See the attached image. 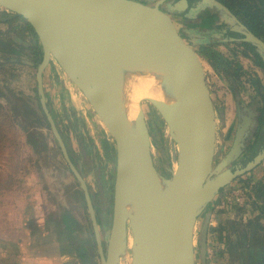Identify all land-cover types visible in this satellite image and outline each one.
<instances>
[{"label":"water","instance_id":"obj_1","mask_svg":"<svg viewBox=\"0 0 264 264\" xmlns=\"http://www.w3.org/2000/svg\"><path fill=\"white\" fill-rule=\"evenodd\" d=\"M164 1L0 0V24L19 17L34 34L40 61L36 66L22 62L36 68L40 107L83 193L100 264H120L129 235L131 264H197V257L199 264H207L211 207L224 188L264 160V141L250 159L242 158L246 140L256 129L257 109L262 106L259 97L252 107L237 101L231 143L226 150L217 148L209 65L198 49L204 37L192 29L197 40L186 38L188 30L173 19V15H183L187 0H171L167 9L161 7ZM203 10L225 25V33H235L222 42L253 46L264 64V41L224 5L199 0L188 16ZM52 62L82 94L111 141L110 211L95 212L81 166L71 160L69 146L47 105L43 73ZM141 70L162 74V87L174 99L170 105L143 100L153 105L168 129L173 166L165 168V175L154 163L143 110L129 122L123 108V77ZM128 205L134 214L126 212Z\"/></svg>","mask_w":264,"mask_h":264},{"label":"rangeland","instance_id":"obj_2","mask_svg":"<svg viewBox=\"0 0 264 264\" xmlns=\"http://www.w3.org/2000/svg\"><path fill=\"white\" fill-rule=\"evenodd\" d=\"M174 19L177 22L179 21V19ZM7 28H9L7 25L0 24V31L6 32ZM26 37L27 36H25L24 42H27L28 37L27 39ZM229 47L232 49L230 52L220 44L213 46L212 48L215 52L229 60L232 68L235 69V66L240 68L237 72V74L240 75L238 78H234V80L239 83V86H235V89L238 91L237 95H234L232 91V83L229 77L217 73L208 64V78L217 119V148L223 150H226L229 147L236 127L237 101L240 106L252 107L256 105L257 96L252 81L254 82L255 78H258L264 83L263 74L258 67L253 65L251 58L249 59L241 56L242 54L238 53L241 52V48L235 47L234 45H230ZM12 49L16 50L18 48L9 43L5 35L0 36V56L19 59L23 62H32L26 52H23L20 55H15L12 53ZM198 49L202 50L203 54L209 58L210 55L209 53H205V49H201L200 47H198ZM5 67L8 69V73L13 74L14 77L9 78L5 82L2 80L0 74V87L3 90V94L9 97L8 89L10 88L13 93L23 94L30 99L35 98V66H29L25 63L12 64L8 62ZM6 85H8V88ZM43 88L52 117L58 129L62 132L64 141L69 146L71 160L75 164L79 163L84 173L86 183L93 195L92 197L96 208L95 212L101 214L103 210L110 211L113 180L112 163L114 161L113 151L110 146L111 141L82 94L75 88L54 62L50 63L43 73ZM0 102L6 104L3 99H0ZM140 105L142 108L141 110L144 112L145 122L151 138L154 163L159 172L165 175V168H171L173 166L171 160L173 151L167 126L156 109L148 102H141ZM6 106L13 110L12 113L21 124H25L24 117H27L29 121L33 122L36 119L35 114H33L28 108L22 106L17 107L15 104H10V107L8 105ZM34 124L30 127L34 128L33 126H37L42 135L38 141L35 138V147L39 150V153L33 152L32 148L27 145V139L29 137L25 136L23 130L19 128L17 134V140L19 142L18 154L23 159L22 165L26 166V170H28L27 175H25L26 185L24 187V194L26 195L36 191L42 201L44 200V204L43 202H40L39 204V211L44 210L43 208L45 205L46 210L54 207V210L57 209L55 213L57 215L61 214L59 218H55L56 220L53 221V231L45 230L43 232V234L50 235L54 237V239H56L57 232L59 233L60 228L62 227L59 226L61 225L60 222H62L61 217L66 216L67 213L73 215L72 217L70 216L71 225H73V223L74 225H83L88 240L84 260L81 262L79 259V264H99L98 258L95 256L97 250L96 248L95 250L91 248V244H94V242L90 236V232L87 230L89 221L88 214L84 210L81 198L77 195L75 189H72L74 187L77 191L78 187H76L72 175L67 170L62 155L59 154L55 148L50 132L45 128H41V125L38 123L35 122ZM42 140L48 142L49 148L44 149L42 147ZM163 155L165 156V159L163 158ZM259 166L264 170V160ZM22 174H24V172H22ZM44 176L47 177L48 186L44 183ZM249 177H251V174H246L236 179L231 184L241 183V180H244L249 181L250 186L261 183V186L263 185L262 187L264 188V173L259 177L261 179L259 182L255 177L250 181ZM14 189L15 187L11 190ZM3 192L6 191H2L1 193ZM56 192H61V196H55L54 193ZM252 196L254 200L253 202L256 203V206L249 205L244 211L240 212L245 218V223L242 225L239 223L233 225L232 227L236 230L235 232L249 230V226L253 225L256 221V217L260 215V209H264L263 199H260L253 194ZM224 215L226 216V214ZM224 215H222L221 218H224ZM202 221L203 217L198 221L196 236L198 235V230ZM260 222L264 225V220ZM36 233L37 232H34V235H36ZM71 236L77 238V233H72ZM256 238H264V233H256ZM75 242L76 241L73 240V244H75ZM49 244L50 242L47 243V245L45 243L44 246H42V244V247L40 246V248L33 250L51 252L53 249L50 248ZM195 248L196 251H198L197 238H195ZM88 255L90 256V259L88 258ZM70 262L76 264L68 259L65 264H69ZM197 264H199L198 257Z\"/></svg>","mask_w":264,"mask_h":264},{"label":"trees","instance_id":"obj_3","mask_svg":"<svg viewBox=\"0 0 264 264\" xmlns=\"http://www.w3.org/2000/svg\"><path fill=\"white\" fill-rule=\"evenodd\" d=\"M223 3L227 4L231 10L235 12L238 16H241V19L243 22L248 26L249 30H251L257 37L262 39L264 41V9H260L258 6L259 1L261 0H254L256 4H249L248 0H221ZM253 5V6H251ZM4 25H7L9 28H7V31H0V36L5 35L9 41V43L13 44L18 49H12V53L15 55H20L23 52L27 53V56H29L32 63L36 66L41 58V54L36 48V44H33L32 36L34 35L31 28L27 23H25L21 18L17 17L15 19L9 20ZM25 36L27 39V43L25 44ZM217 44H227V42L218 41L215 42V44L207 45L200 42L199 47L201 49H205V53H209V58H207L202 50H199V52L204 56L208 64L211 66V68L216 71L219 74H224L225 76L229 77L231 80V88L234 93V95H237L238 91L235 89V86L239 83L234 80V78H238L240 74H237L238 70L240 68L235 66V69L232 68L231 62L221 56L219 53L215 52L213 50V46H216ZM244 47H246L252 54V60L256 67H259L264 71V64L261 61L258 54L255 52V49L253 46L241 43ZM18 63L23 64V62L19 59H12L9 57L0 56V74L2 76L3 81H7L9 78H13V74L8 73V69L5 67L7 63ZM234 81V82H232ZM254 88L256 90V96L261 99L262 106L261 108L257 109L258 117H257V125L256 129L253 131V134L251 135L253 137L246 140L245 143V149L243 152L242 158L250 159L255 152H257L264 141V83L260 81V79L255 78L254 82ZM8 88V85H6ZM9 97L5 96L3 94V90L0 87V99H3L6 104L0 102V193L2 191H8L11 190L13 187L18 188L17 186H20L25 183V175H27L28 170H26V166L22 165L23 159L18 154L19 152V142L17 140V134L18 129L24 131L25 136L29 137L27 139V145L32 148L33 152L39 153V150L35 147V138L40 140V137H42L40 131L38 130L37 126H33L34 128L30 127L35 122L41 125V128H45L50 132L48 122L45 118V115L43 111L41 110L40 103H39V97L37 95L36 91V97L35 98H29L24 96L23 94L13 93L10 88L8 89ZM15 104L17 107H24L28 108L30 111H32L33 114H35V121H29L27 117H24V123L21 124L18 119L14 116L12 113V109L8 108L6 105ZM10 107V106H9ZM52 115V114H51ZM35 125V124H34ZM60 131V130H59ZM51 134V132H50ZM62 138L64 137L62 132H60ZM52 136V135H51ZM53 138V137H52ZM64 140V138H63ZM55 148L57 149L58 153H60V150L53 138ZM66 144V142H65ZM42 147L44 149L49 148L48 142L45 140H42ZM27 159V158H25ZM66 165V164H65ZM67 170L70 172L69 168L66 165ZM24 172V174H22ZM252 172V171H251ZM250 172V173H251ZM71 174V173H70ZM72 175V174H71ZM73 176V175H72ZM74 178V176H73ZM76 187H78V195L81 198L83 207L85 212L87 213L85 200L83 197V193L81 189L79 188V184L75 180ZM242 182L239 184H242L244 188L250 187L249 181L241 180ZM263 186V185H262ZM261 186V183L255 184L251 186V192L253 195L259 197L260 199H263L264 204V188ZM222 192V191H221ZM254 200L251 199L250 205L256 206V203L253 202ZM256 201V200H255ZM212 205H210L211 207ZM212 209V207H211ZM246 208L240 207L236 208L235 212L240 213L244 211ZM261 213L256 217V221L253 223V225L249 226V230H242L240 233H238L237 240L232 241V244H228L229 246V252L232 254H237L240 251V248L244 246L248 241H257V244L260 243L264 247V238H262L261 242L260 239L256 238V233H264V225L260 222L264 220V209H260ZM54 215L47 216L45 220V230L46 231H53V221L56 219L53 218ZM59 218V217H58ZM62 222L61 225H59L60 231L57 232L56 242L58 244V252L62 255L67 256H74L78 257V259L81 260V262L84 260V254L86 253V240L83 238V231L82 226L77 225H71L70 218L66 216L61 217ZM67 221V222H66ZM90 232V236L93 239L94 244H91V248L95 250L96 244L94 241V236L92 232L91 225L88 221V229ZM217 229H214L213 232H216ZM77 238L75 236H71L72 233L76 234ZM76 242L81 241L80 244H73V240ZM71 240V242H70ZM76 245V246H75ZM244 251V250H243ZM242 253V250H241ZM95 256H97L95 252ZM74 258V257H73ZM73 264V263H69Z\"/></svg>","mask_w":264,"mask_h":264},{"label":"crops","instance_id":"obj_4","mask_svg":"<svg viewBox=\"0 0 264 264\" xmlns=\"http://www.w3.org/2000/svg\"><path fill=\"white\" fill-rule=\"evenodd\" d=\"M253 171L249 173V175L251 174L249 180L251 181L255 177L259 182L261 180L259 177L264 173L263 168L259 166ZM44 181L48 186L47 177L45 176ZM25 185L24 183L17 186L18 188L14 190L0 193V264H65L67 259L79 264L78 257L60 254L57 250L56 239L50 235L43 234L47 216L54 215L53 218H58L61 214L57 215L55 213L57 209L54 210V207L46 210L45 205L44 210L39 211V204L40 202L44 204V200L42 201L36 191L25 195ZM72 189H75L78 195L76 188L73 187ZM54 195L61 196V192H56ZM66 215L69 218L73 216L70 213ZM221 216L222 214L217 217V231L208 232L207 247L214 245L218 248L215 264H237L234 255L229 252L228 244L236 241V235L240 233L239 231L235 232L236 230L232 226L236 223L244 224L245 218L241 213L236 212L233 213V216L228 214L224 215V218H221ZM82 230V236L86 240L85 249L87 251V233L83 225ZM34 232L38 234L34 235ZM49 242L50 248L53 249L51 252L33 250L40 248L42 244V246L45 243L47 245ZM80 242H75V244H80ZM96 257L98 258V256ZM88 258L90 259L89 255ZM98 263L100 264L99 259Z\"/></svg>","mask_w":264,"mask_h":264},{"label":"flooded vegetation","instance_id":"obj_5","mask_svg":"<svg viewBox=\"0 0 264 264\" xmlns=\"http://www.w3.org/2000/svg\"><path fill=\"white\" fill-rule=\"evenodd\" d=\"M169 1H171V0L164 1L161 4V7L163 9H167L168 5H169ZM175 1H177V0H175ZM187 1H188V6L184 10L183 15H179V16L173 15V19L174 18L179 19L178 22L181 24V26H184V28H186L188 30V32H187L188 34H186V38H189L191 40H194V39L197 40V38H195V36H194L192 29H198L199 32H201V34L204 37L203 38L204 42L203 41H201V42L203 44H207V45L215 44V42L221 41L225 37H229V36L235 37L236 36L235 33H231V32L225 33L223 31V28L225 27V25L223 23H218L217 17L215 15H212L208 10L200 11L199 13L196 14L195 17H192L191 15L188 16V14H190V10L195 9L197 7L199 0H187ZM217 1L219 3H221L222 5H224L237 18V20L240 23H242L249 30L248 26L241 19V16H238L237 14H235V12L233 10H231L230 7L227 4L223 3L221 0H217ZM248 3L249 4H256L254 0H248ZM261 3L263 4L262 7L264 9V0L259 1L258 6H260ZM251 6H253V5H251ZM262 7L260 6L259 8L262 9ZM249 31L252 32L251 30H249ZM189 35H191L192 38H190ZM199 43H200V41H199ZM220 45L224 46L228 52L232 51L231 47H229L230 45H234L235 47H239V48H241V52H238V53L242 54L241 56L247 57L249 59L251 58V60H252L251 52L246 47L241 45V43L227 42L226 45L225 44H220ZM252 62H253V60H252ZM253 65H254V63H253ZM258 69L262 73H264L262 71V69H260L259 67H258ZM261 241L262 240L260 239V242ZM241 250H242V253H241ZM234 259L237 261V264H264V247L260 243L257 244V241H255V240L252 242L248 241L246 244H244L243 247L240 248L239 253L234 255Z\"/></svg>","mask_w":264,"mask_h":264},{"label":"bare ground","instance_id":"obj_6","mask_svg":"<svg viewBox=\"0 0 264 264\" xmlns=\"http://www.w3.org/2000/svg\"><path fill=\"white\" fill-rule=\"evenodd\" d=\"M162 78V74L151 70L130 71L124 75L121 99L129 122L134 121L138 111L142 109L140 103L145 99L158 101L164 105L174 103L173 97L162 87ZM149 104L153 107L151 103ZM126 212L132 215L134 209L128 205ZM131 243L132 238L129 235L127 249L120 259V264H131Z\"/></svg>","mask_w":264,"mask_h":264},{"label":"built area","instance_id":"obj_7","mask_svg":"<svg viewBox=\"0 0 264 264\" xmlns=\"http://www.w3.org/2000/svg\"><path fill=\"white\" fill-rule=\"evenodd\" d=\"M220 196L216 198L212 206V214L208 222L209 232H213L217 228V217L221 214L233 216L236 208L248 207L253 199L251 186L244 188L242 184H231L220 192ZM217 247L214 245L207 247V262L215 264Z\"/></svg>","mask_w":264,"mask_h":264}]
</instances>
